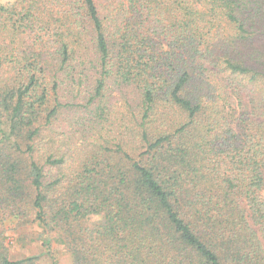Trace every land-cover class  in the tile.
Wrapping results in <instances>:
<instances>
[{
	"label": "trees",
	"instance_id": "16d2710c",
	"mask_svg": "<svg viewBox=\"0 0 264 264\" xmlns=\"http://www.w3.org/2000/svg\"><path fill=\"white\" fill-rule=\"evenodd\" d=\"M262 19L257 0L0 3V264H38L6 242L33 224L51 264L53 237L71 264H264ZM63 110L77 145L51 136Z\"/></svg>",
	"mask_w": 264,
	"mask_h": 264
},
{
	"label": "rangeland",
	"instance_id": "374dc122",
	"mask_svg": "<svg viewBox=\"0 0 264 264\" xmlns=\"http://www.w3.org/2000/svg\"><path fill=\"white\" fill-rule=\"evenodd\" d=\"M15 0H0L2 5H7L13 3ZM257 2L264 9V0H257ZM255 20V19H254ZM253 20V21H254ZM252 21V22H253ZM250 22V23H252ZM249 25H253L250 24ZM254 31H264V19L257 25L254 24ZM245 102H243V106ZM249 108V107H248ZM75 113H69L63 110L62 114L57 121L54 122L52 126L51 136H58L61 140L65 142H70L71 145H77L83 139L82 128H73L70 125L69 117L72 116V121L74 122ZM239 115V110L236 109L233 115V121L237 119ZM2 129L5 135L8 134L9 127L5 120L2 122ZM116 133V132H115ZM86 135V134H85ZM264 195V192H263ZM15 221H7L5 226L7 229L13 228ZM40 229L37 224L26 226L24 228L18 229L16 231H11L8 233V238L6 239L7 245L9 247V256L11 260H18L29 256H42L38 260V264H51V260L46 254V249L42 247V240L39 237ZM264 242V240H263ZM264 244V243H263ZM51 248L49 249V254L57 261V264H71L70 256L67 254L66 250L62 245H60L56 238L53 237Z\"/></svg>",
	"mask_w": 264,
	"mask_h": 264
}]
</instances>
